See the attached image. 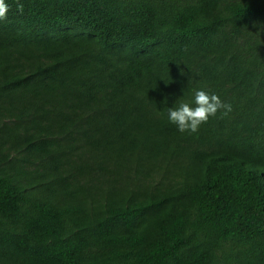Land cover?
I'll return each mask as SVG.
<instances>
[{"label":"trees","instance_id":"16d2710c","mask_svg":"<svg viewBox=\"0 0 264 264\" xmlns=\"http://www.w3.org/2000/svg\"><path fill=\"white\" fill-rule=\"evenodd\" d=\"M5 0L0 264H264V0ZM203 89L233 111L181 134Z\"/></svg>","mask_w":264,"mask_h":264},{"label":"clouds","instance_id":"9594fccd","mask_svg":"<svg viewBox=\"0 0 264 264\" xmlns=\"http://www.w3.org/2000/svg\"><path fill=\"white\" fill-rule=\"evenodd\" d=\"M17 11L23 13L24 5L21 0H15ZM8 5L5 0H0V20L7 18ZM252 27L257 28L256 34L248 32L254 37L258 45L260 41L261 25L253 22ZM233 111L231 103L224 102L216 94H209L203 89L193 90V99L191 101H179L177 106L168 108L167 119L175 125L177 130L181 133L189 135L195 134L199 131L201 125L206 124L210 117H214L217 113H221L223 117L228 116Z\"/></svg>","mask_w":264,"mask_h":264}]
</instances>
